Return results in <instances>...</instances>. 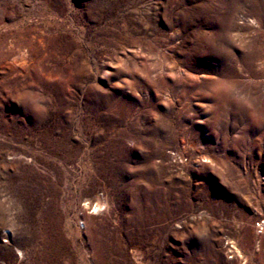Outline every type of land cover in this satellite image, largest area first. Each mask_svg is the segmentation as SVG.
Wrapping results in <instances>:
<instances>
[{
  "label": "rangeland",
  "instance_id": "obj_1",
  "mask_svg": "<svg viewBox=\"0 0 264 264\" xmlns=\"http://www.w3.org/2000/svg\"><path fill=\"white\" fill-rule=\"evenodd\" d=\"M0 264H264V0H0Z\"/></svg>",
  "mask_w": 264,
  "mask_h": 264
},
{
  "label": "bare ground",
  "instance_id": "obj_2",
  "mask_svg": "<svg viewBox=\"0 0 264 264\" xmlns=\"http://www.w3.org/2000/svg\"><path fill=\"white\" fill-rule=\"evenodd\" d=\"M96 206H97V205H96ZM233 244H234V243H233ZM231 247L234 248V252H235V254H237V255L240 256L241 258L243 257L241 251L238 249L237 246H235V244L232 245ZM232 252H233V251H232Z\"/></svg>",
  "mask_w": 264,
  "mask_h": 264
}]
</instances>
